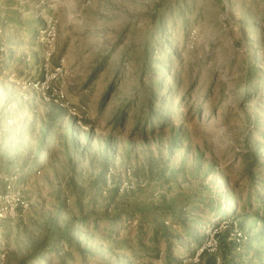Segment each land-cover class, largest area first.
Listing matches in <instances>:
<instances>
[{"label":"rangeland","instance_id":"obj_1","mask_svg":"<svg viewBox=\"0 0 264 264\" xmlns=\"http://www.w3.org/2000/svg\"><path fill=\"white\" fill-rule=\"evenodd\" d=\"M261 80L264 0H0V264H264Z\"/></svg>","mask_w":264,"mask_h":264},{"label":"trees","instance_id":"obj_2","mask_svg":"<svg viewBox=\"0 0 264 264\" xmlns=\"http://www.w3.org/2000/svg\"><path fill=\"white\" fill-rule=\"evenodd\" d=\"M253 60H254V58H253ZM257 62L259 63V60ZM257 62L254 61L252 71H254L258 67ZM160 68H161L160 71L162 74L165 70L166 71L169 70V63H166V65H161ZM160 82H161L160 79L157 81H153V83H152L153 94H154L155 98L153 95H152V97H153L154 102L151 104L149 112H147L143 118L140 117L142 121L138 122V125H142V129H144V132L148 129L149 130L151 129L153 131L154 128L155 129L159 128V126H160L159 120H166L167 116L171 115L172 110L174 108L172 96L175 92V87L177 86V82H175V81L172 82L171 86L164 91V95L166 96V100L168 102L170 101V103H167V101H166V104L164 106H167V107L160 109L159 112L154 110V105L158 102V99L160 97V93L163 91V86L161 85ZM262 84H264V80L258 81L256 83H252V85L249 87V91H251L253 95H257L259 92L263 93L264 92V85H262ZM121 115H124V114H121ZM158 115H160V116H158ZM255 200H259L258 196L256 197ZM251 202L253 203L254 201H251V199L248 200V204H251ZM263 207H264V204L261 205V207L259 209H262ZM162 230H163L164 236L168 237L167 228L162 229ZM160 231H161L160 229H157L155 231L154 238H156L158 236V233H160ZM197 234H198V232L196 230H194L192 233L188 234V236L197 240L199 237V235H197ZM154 240L155 239H153V241ZM166 241L169 242L168 240H166ZM160 245H161V242L157 239V242L154 243V245H153L154 247L147 248L145 251L146 254L143 256L140 255L138 260L143 261V260L149 259L151 261V259L160 258L161 252H162L160 249ZM141 246H143V248H144V245H141ZM169 251H170V249H169ZM169 251L167 254V258L165 260V264H175L177 262V259H175L176 257H174V259H171V252H169ZM129 252L130 253H128V254L131 258H134V259L138 258L136 255V254H138L137 251H135V252L129 251ZM144 256H145V258H144ZM208 264H217V263H216L215 259L214 260L210 259V262Z\"/></svg>","mask_w":264,"mask_h":264}]
</instances>
